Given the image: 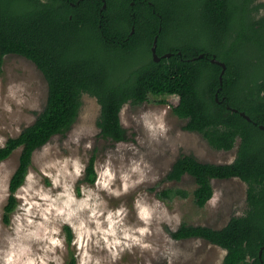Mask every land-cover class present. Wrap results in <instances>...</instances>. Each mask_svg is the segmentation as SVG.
Here are the masks:
<instances>
[{
    "label": "trees",
    "instance_id": "obj_1",
    "mask_svg": "<svg viewBox=\"0 0 264 264\" xmlns=\"http://www.w3.org/2000/svg\"><path fill=\"white\" fill-rule=\"evenodd\" d=\"M263 11L260 0H0V62L10 54L23 56L36 64L48 83L44 110L0 148V163L22 149L9 184L5 223L10 224L18 206L17 192L34 153L71 129L84 94L98 100L101 136L115 142L129 138L121 121L125 104H143L150 95H176L179 102L173 113L187 121V131L202 134L216 150L231 151L238 139L239 144L230 163L201 162L184 154L167 180L193 176L195 204L204 208L214 196L212 179L239 178L247 184V209L223 228L184 223L172 236L201 238L223 248L222 264H262ZM157 36L159 62L152 54ZM214 55L227 64L220 91L222 67L212 62ZM95 162L92 157L87 167L88 183L96 181ZM190 195L183 188L159 193L164 201ZM67 230L71 242L72 230ZM70 264H77L75 256Z\"/></svg>",
    "mask_w": 264,
    "mask_h": 264
},
{
    "label": "rangeland",
    "instance_id": "obj_2",
    "mask_svg": "<svg viewBox=\"0 0 264 264\" xmlns=\"http://www.w3.org/2000/svg\"><path fill=\"white\" fill-rule=\"evenodd\" d=\"M264 2V0H261ZM48 83L34 62L16 54L0 62V148L33 124L44 110ZM77 121L34 155L10 224L4 221L10 180L22 149L0 163V264H222L226 250L201 238L177 240L182 224L225 226L247 209V184L238 178L212 181L214 196L195 204L196 181L167 174L184 154L201 162L230 163L231 151L214 149L186 120L173 113L176 95H150L142 105L127 103L121 121L129 138L101 136V106L84 94ZM95 157L94 183L86 170ZM166 188L190 191L164 201ZM68 228L72 230L69 241Z\"/></svg>",
    "mask_w": 264,
    "mask_h": 264
},
{
    "label": "water",
    "instance_id": "obj_3",
    "mask_svg": "<svg viewBox=\"0 0 264 264\" xmlns=\"http://www.w3.org/2000/svg\"><path fill=\"white\" fill-rule=\"evenodd\" d=\"M106 6H107V4L105 2L104 8H106ZM157 48H158V36L154 40V44L152 46V54H153L154 60L156 62H159L161 60V57L157 53ZM170 56H171L170 53H167V54L164 55V57H167V58L170 57ZM199 57L203 58L204 54H201ZM212 62L216 63V64H218V65H220L222 67V72H221V75H220V82H221V88L219 89V91H220L222 89V85H223V77H224V74L226 73V70H227V64L225 62H222V61L218 60L215 55L212 58ZM217 100H218V96H217ZM229 108H231V107H229ZM233 110L235 112H238L237 109H233ZM241 115L243 117H245L246 119H248L249 121H251V118L246 113L241 112ZM261 127L264 128V126H261ZM263 253H264V246L261 248V250L259 252V258H260L262 264H264Z\"/></svg>",
    "mask_w": 264,
    "mask_h": 264
},
{
    "label": "flooded vegetation",
    "instance_id": "obj_4",
    "mask_svg": "<svg viewBox=\"0 0 264 264\" xmlns=\"http://www.w3.org/2000/svg\"><path fill=\"white\" fill-rule=\"evenodd\" d=\"M261 1V0H260ZM263 2V1H262ZM264 12V11H263ZM213 58V57H212ZM218 96V95H217ZM224 100V99H223ZM218 101H219V97H218ZM145 103V102H144ZM143 103V104H144ZM140 105H142V104H140ZM178 117V116H177ZM264 129V128H263ZM202 135V134H201ZM203 136V135H202ZM204 137V136H203ZM182 156V155H181ZM186 175H189V174H186ZM193 177V176H192ZM235 178V177H234ZM234 178H230V179H234ZM183 179V178H182ZM195 179V178H194ZM239 179V178H238ZM214 179H212V181H213ZM220 180H227V179H220ZM169 181V180H168ZM244 182V181H243ZM197 186V185H196ZM245 214V213H244ZM243 214V215H244ZM234 217V216H233ZM226 226V225H225ZM224 227V226H223ZM223 227H221V228H223ZM218 229H220V228H218ZM204 240V239H203ZM208 242V241H207ZM210 243V242H209ZM212 244V243H211Z\"/></svg>",
    "mask_w": 264,
    "mask_h": 264
}]
</instances>
